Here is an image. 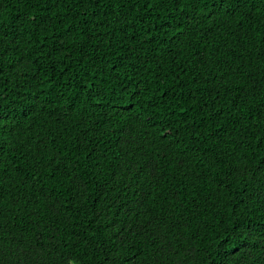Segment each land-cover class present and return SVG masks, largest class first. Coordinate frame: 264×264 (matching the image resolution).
Listing matches in <instances>:
<instances>
[{
  "label": "trees",
  "instance_id": "1",
  "mask_svg": "<svg viewBox=\"0 0 264 264\" xmlns=\"http://www.w3.org/2000/svg\"><path fill=\"white\" fill-rule=\"evenodd\" d=\"M0 264H264V0H0Z\"/></svg>",
  "mask_w": 264,
  "mask_h": 264
}]
</instances>
